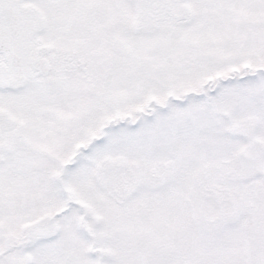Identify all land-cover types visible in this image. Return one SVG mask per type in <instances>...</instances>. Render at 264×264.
<instances>
[{
  "label": "snow or ice",
  "instance_id": "6c2138e0",
  "mask_svg": "<svg viewBox=\"0 0 264 264\" xmlns=\"http://www.w3.org/2000/svg\"><path fill=\"white\" fill-rule=\"evenodd\" d=\"M0 264H264V0H0Z\"/></svg>",
  "mask_w": 264,
  "mask_h": 264
}]
</instances>
